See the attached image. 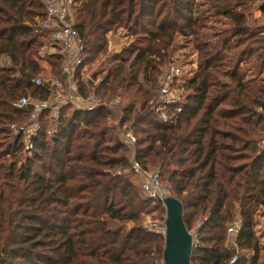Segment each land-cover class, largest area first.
I'll return each instance as SVG.
<instances>
[{
  "label": "trees",
  "instance_id": "1",
  "mask_svg": "<svg viewBox=\"0 0 264 264\" xmlns=\"http://www.w3.org/2000/svg\"><path fill=\"white\" fill-rule=\"evenodd\" d=\"M256 1L76 0L71 17L91 72L86 78L79 68L80 92L99 79V96H120L118 121L137 141L132 148L116 135L107 106L68 105L56 133L45 121L29 152L11 130L29 112L13 103L50 97L33 79L40 60L63 78L64 57L40 53L52 42L43 0H0V264H158L165 238L148 230L144 216L164 220L166 210L135 183L132 154L183 204L185 225L199 239L191 264H229L236 249L227 230L236 221L238 249L251 257L233 264H264L255 230L264 209V78L247 76L264 70V0L258 17ZM118 29L129 43L109 52L107 35ZM189 44L197 67L186 71L185 59H169ZM167 61L183 70L176 82L182 111L171 124L154 109Z\"/></svg>",
  "mask_w": 264,
  "mask_h": 264
},
{
  "label": "built area",
  "instance_id": "2",
  "mask_svg": "<svg viewBox=\"0 0 264 264\" xmlns=\"http://www.w3.org/2000/svg\"><path fill=\"white\" fill-rule=\"evenodd\" d=\"M46 10V17L43 19V29L50 31L51 40L55 47L44 46L42 52L50 54L51 52L60 53L64 57L62 63L63 78L50 76L49 79H43L37 76L33 79L36 86H46L51 92L48 98H38L31 96H23L16 100L13 104L18 109H26L29 112L28 120L23 124L14 123L11 125V130L14 135H20L23 138V144L27 151H33L35 141L43 130L44 122H50L51 128L48 130L49 135L56 133V123L59 122L63 108L71 105L77 110L92 111L102 106H107L116 114L114 123L116 124V132L118 137L134 147L137 138L133 131L123 124L119 123V118L123 112L122 98L117 96L110 100H105L96 92V86L99 79L95 81L94 86L86 93L80 91V84L77 79V72L80 68L82 74L86 78L91 77V72L83 63L84 55L83 43L80 39L78 30L74 27L72 20V7L76 0H43ZM124 33V34H122ZM119 41L116 38V33L110 31L108 37L109 52L120 51L129 43V36L124 31H119ZM43 55V54H42ZM41 62L43 60H40ZM180 66L172 65L159 75L158 81V103L154 109L159 112L164 124H171L176 121V114L182 111L181 104H178L180 98L176 89L177 77L182 74ZM131 169L142 176L140 189L142 193L149 198L161 201L170 195V189L162 182L159 172L145 170L140 162L132 154ZM165 220L149 219L146 222V227L150 231H155L164 236L166 234ZM240 228L239 221L229 225L227 237L231 247L236 249V254L233 256L229 264L236 263L240 255L251 257V253L246 250H239L237 246L236 236ZM194 247L199 243L198 233H192ZM158 264H165L162 259Z\"/></svg>",
  "mask_w": 264,
  "mask_h": 264
},
{
  "label": "water",
  "instance_id": "3",
  "mask_svg": "<svg viewBox=\"0 0 264 264\" xmlns=\"http://www.w3.org/2000/svg\"><path fill=\"white\" fill-rule=\"evenodd\" d=\"M166 210L165 264H191L193 237L184 222V208L179 199L168 195L162 200Z\"/></svg>",
  "mask_w": 264,
  "mask_h": 264
},
{
  "label": "rangeland",
  "instance_id": "4",
  "mask_svg": "<svg viewBox=\"0 0 264 264\" xmlns=\"http://www.w3.org/2000/svg\"><path fill=\"white\" fill-rule=\"evenodd\" d=\"M263 1V0H261ZM260 0H257L256 1V4L253 8V10L255 11V15L258 17L259 16V13H258V10L257 8L260 6L259 5V2H261ZM204 10V13H205V8H203ZM201 10V11H203ZM208 14V12H207ZM204 15V14H203ZM209 15V14H208ZM209 19V22H212L214 21V18H208ZM261 22H264L263 20H261ZM124 31L123 29H118V31H116V38L118 39L119 41V37L120 36L119 34V31ZM126 32V31H124ZM124 34V33H122ZM118 35V36H117ZM178 42L179 43H182L183 44V41L181 40V38L178 39ZM52 44V42H51ZM51 44H48L47 42V46L51 45ZM49 50V49H47ZM46 50V51H47ZM45 51V52H46ZM42 52V51H41ZM40 52V53H41ZM43 52L42 54L45 55L46 53ZM182 54H187V56H183ZM47 56V55H45ZM173 57H171V59H169L171 62L173 63H177V61H180V60H177V59H181L182 61L185 59L184 62H186L187 64L185 65V67H183V69H185L186 71H190V70H193L197 67V52H193V47L191 44H189L188 46H185L184 48H182L180 51H176L174 55H172ZM46 58V57H45ZM42 63V70L41 72L38 74L39 76H41L43 79H49L50 76H54L53 73H52V66L48 63V61L44 60L41 62ZM170 62L167 61L164 65V68L167 69L171 64H169ZM92 71V69H91ZM247 76L249 79H256V80H260L262 78H264V70L261 72V73H258L256 70H249L248 73H247ZM56 77V76H55ZM59 78V77H58ZM115 115V114H114ZM116 116V115H115ZM111 119V117L109 118V120ZM117 135V133H116ZM264 135V134H263ZM260 143H261V146H264V136H262L260 138ZM133 148V147H132ZM130 153H131V150H130ZM154 170V169H153ZM133 179L135 181V183L139 186L140 185V182L142 180V176L139 175L138 173H135L133 175ZM162 182L168 186V184L165 182V180L163 179L162 177ZM169 187V186H168ZM157 213H153L151 215H145L144 216V219L146 220H149L150 218L152 219L153 215H156ZM255 220L257 221V225L255 226V230L257 231L258 235L260 237H262V241H264V209L260 208L256 214H255ZM127 225V223H126ZM128 225H131L130 223H128ZM197 227V224L194 226V228ZM194 231V230H193ZM192 231V232H193ZM191 232V233H192Z\"/></svg>",
  "mask_w": 264,
  "mask_h": 264
},
{
  "label": "crops",
  "instance_id": "5",
  "mask_svg": "<svg viewBox=\"0 0 264 264\" xmlns=\"http://www.w3.org/2000/svg\"><path fill=\"white\" fill-rule=\"evenodd\" d=\"M260 4H261V3H260ZM260 4H259V5H260ZM259 7H260V6H259ZM259 7L257 8V10L259 9ZM258 13H259V10H258ZM43 61H44V60H43Z\"/></svg>",
  "mask_w": 264,
  "mask_h": 264
}]
</instances>
